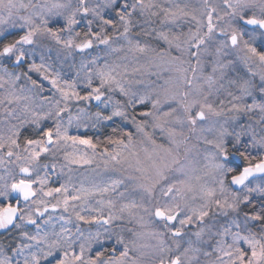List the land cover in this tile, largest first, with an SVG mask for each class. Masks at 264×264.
<instances>
[{
    "label": "snow or ice",
    "instance_id": "1",
    "mask_svg": "<svg viewBox=\"0 0 264 264\" xmlns=\"http://www.w3.org/2000/svg\"><path fill=\"white\" fill-rule=\"evenodd\" d=\"M0 264H264V0H0Z\"/></svg>",
    "mask_w": 264,
    "mask_h": 264
}]
</instances>
